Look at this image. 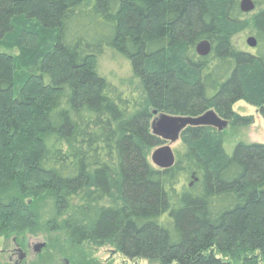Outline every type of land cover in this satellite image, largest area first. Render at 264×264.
Returning <instances> with one entry per match:
<instances>
[{"label": "trees", "instance_id": "trees-1", "mask_svg": "<svg viewBox=\"0 0 264 264\" xmlns=\"http://www.w3.org/2000/svg\"><path fill=\"white\" fill-rule=\"evenodd\" d=\"M240 1L0 0V238L42 227L131 261L264 264V145L228 155L188 127L173 167L149 162L157 115L247 128L244 102L264 122V0L247 20ZM247 29L253 52L232 43ZM106 55L133 90L98 73Z\"/></svg>", "mask_w": 264, "mask_h": 264}, {"label": "rangeland", "instance_id": "rangeland-1", "mask_svg": "<svg viewBox=\"0 0 264 264\" xmlns=\"http://www.w3.org/2000/svg\"><path fill=\"white\" fill-rule=\"evenodd\" d=\"M255 12V11H254ZM245 14V20L253 14ZM251 37L250 30H245L233 38V45L237 50L253 52L246 45V40ZM113 59V60H112ZM98 73L109 83L121 88L123 91L133 90L134 83L128 63L117 57L111 58L106 55L97 61ZM232 110L241 117H253V124L247 128L227 127L221 131L223 149L226 154H231L234 147L239 144H261L264 145V122L258 115L256 108L244 102H238ZM157 116H155L156 118ZM173 154L181 148V141L174 144H166ZM154 151V150H153ZM152 151V152H153ZM151 152V153H152ZM150 153V155H151ZM150 162V156H149ZM151 164V163H150ZM51 214H45L44 220L49 219ZM43 245L41 249L37 246ZM16 248L20 249L24 257L18 259ZM150 264L144 260L131 261L124 258L111 247H94L91 245L71 246L60 235L46 233L42 227H30L21 232L20 235L0 238V264Z\"/></svg>", "mask_w": 264, "mask_h": 264}, {"label": "water", "instance_id": "water-1", "mask_svg": "<svg viewBox=\"0 0 264 264\" xmlns=\"http://www.w3.org/2000/svg\"><path fill=\"white\" fill-rule=\"evenodd\" d=\"M239 9L243 14L254 12L255 6L251 0H241ZM246 45L250 49L256 48V40L254 37H249L246 40ZM210 44L208 41H201L195 47V52L199 57H206L210 53ZM156 114L154 113V116ZM228 126L226 121L220 119L213 111H208L205 114L196 117H173L168 115H160L151 123V133L155 137L162 140L165 144L155 149L150 155V163L159 170H167L173 167L175 157L170 147L166 144H174L179 140L180 134L188 127H210L218 132L223 131ZM42 246H37L41 249ZM18 259L22 260L24 255L21 250L16 248Z\"/></svg>", "mask_w": 264, "mask_h": 264}, {"label": "bare ground", "instance_id": "bare-ground-1", "mask_svg": "<svg viewBox=\"0 0 264 264\" xmlns=\"http://www.w3.org/2000/svg\"><path fill=\"white\" fill-rule=\"evenodd\" d=\"M157 117H158V115H157ZM154 119H156V118H154ZM221 119V118H220ZM150 130H151V128H150ZM153 166V165H152ZM40 246H42L43 247V245H40Z\"/></svg>", "mask_w": 264, "mask_h": 264}, {"label": "flooded vegetation", "instance_id": "flooded-vegetation-1", "mask_svg": "<svg viewBox=\"0 0 264 264\" xmlns=\"http://www.w3.org/2000/svg\"><path fill=\"white\" fill-rule=\"evenodd\" d=\"M16 264V263H15Z\"/></svg>", "mask_w": 264, "mask_h": 264}]
</instances>
